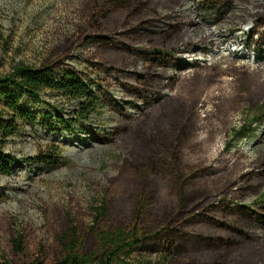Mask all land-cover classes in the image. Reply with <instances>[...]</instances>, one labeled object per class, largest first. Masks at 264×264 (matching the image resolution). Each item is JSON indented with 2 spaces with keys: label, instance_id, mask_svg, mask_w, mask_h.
Masks as SVG:
<instances>
[{
  "label": "rangeland",
  "instance_id": "obj_1",
  "mask_svg": "<svg viewBox=\"0 0 264 264\" xmlns=\"http://www.w3.org/2000/svg\"><path fill=\"white\" fill-rule=\"evenodd\" d=\"M89 1L0 0V76L11 73L17 64L41 65L52 48L84 23ZM149 1L155 11L148 21L156 26L178 23L184 29L181 39L173 43V53L162 54L164 67L155 62L154 74L147 77V64L139 60L114 75L95 65L98 59L92 53L97 45L85 42L55 72H85L97 93L95 113L66 128L47 113L55 110L71 124L76 101L49 89L41 90L39 99L24 96L20 101L19 107L36 121L18 118L20 134L9 137L4 147L13 161L11 173L0 174V264L25 261L41 248L51 254L57 249V236L70 221L79 226L91 224L93 208L102 198L113 210H120L117 218L110 215L108 225L130 230H116L102 238L86 235L84 256L100 244H109L123 247L120 254H128L126 261L161 260L167 252L159 236L144 235L137 225L149 229L134 224L129 214L142 182L150 213L169 202L168 180L150 176L141 181L128 162H134L142 149L135 128L153 126L159 107L175 97L186 95L198 103L200 129L195 143L202 144L198 153L188 150V157L212 169L236 156L264 159V0ZM145 49L142 45L138 52ZM166 69L163 85L156 84V76ZM233 96L239 99L232 101ZM217 104H223L221 111ZM3 107L0 95V112ZM257 116L260 119L251 125L256 126L253 133L234 138L227 150L225 128L249 125ZM55 148L60 163L45 166L33 160L40 153L52 156ZM73 150L78 152L73 154ZM253 202L254 195H249L237 207ZM263 206L264 201L258 202V207ZM260 213L248 233L253 249L261 255L259 264H264V210ZM18 241L24 248L21 252L14 247Z\"/></svg>",
  "mask_w": 264,
  "mask_h": 264
},
{
  "label": "trees",
  "instance_id": "obj_2",
  "mask_svg": "<svg viewBox=\"0 0 264 264\" xmlns=\"http://www.w3.org/2000/svg\"><path fill=\"white\" fill-rule=\"evenodd\" d=\"M154 11L155 7L149 0H90L85 5L84 23L76 26L70 36L52 48L41 65L34 68L17 64L11 73L0 76V95L4 105L0 112V174L11 173L13 159L6 155L4 147L9 137L20 134L18 118L32 123L36 121L35 116L19 107L24 96L39 99L41 90L49 89L76 101L77 110L72 121L69 120L71 124L60 118L55 110L47 113L48 117L55 118L66 128L72 123L87 120L96 112L97 93L86 80L85 72L74 69L62 71L60 75L55 72L62 67L63 59L80 44L95 43L97 48L92 53L98 59L95 65L105 67L114 75L121 73L125 66L136 65L139 60L147 64V77L154 74L155 62L163 67L166 65L161 56L173 53V43L181 39L184 29L178 23L156 26L148 21V15ZM142 45L146 47L145 52L139 53ZM166 71L162 70L160 77L158 75L151 81L163 85ZM238 99L233 96L232 101ZM217 106L221 111L223 104ZM197 107L196 100L186 95L175 97L164 107H159L161 110L153 118V126L149 129L141 126L133 131L139 137L142 149L134 162H128L129 167L141 181L150 176L166 178L171 191L169 202L155 213H150L146 209L148 195L142 182V187L132 199L129 214L134 224L141 226L142 223L144 228L149 229L144 230L137 225L144 235L156 233L159 236L167 252L161 260L126 261L128 254H120L123 247L109 244H100L84 256L86 235L102 238L111 236L116 230H130L128 226L108 225L110 215L117 218L120 210H113L107 199L102 198L93 208L91 224L79 226L70 221L57 236V249L51 254L41 248L35 257L25 261L1 264L261 263V255L251 245L248 229L260 220V211L264 210V206L258 207V202L264 201V159L249 161L243 156H236L230 163L212 169L204 161L188 157V150L198 153L197 149L202 144L195 143L200 129L196 123ZM258 119V116L251 119L249 125L242 123L225 128L228 136L225 148L228 150L234 145L231 144L234 138L253 133L256 126L251 125ZM52 154L40 153L33 160L45 166H54L60 163L58 148ZM249 195H254V202L237 207L238 202ZM19 242L14 247L21 252L24 248L21 249ZM249 249H252L251 252Z\"/></svg>",
  "mask_w": 264,
  "mask_h": 264
},
{
  "label": "bare ground",
  "instance_id": "obj_3",
  "mask_svg": "<svg viewBox=\"0 0 264 264\" xmlns=\"http://www.w3.org/2000/svg\"><path fill=\"white\" fill-rule=\"evenodd\" d=\"M78 151L77 150H73V154H76Z\"/></svg>",
  "mask_w": 264,
  "mask_h": 264
}]
</instances>
